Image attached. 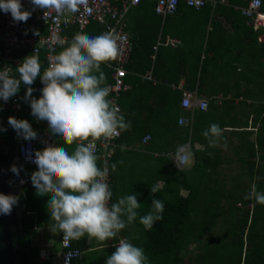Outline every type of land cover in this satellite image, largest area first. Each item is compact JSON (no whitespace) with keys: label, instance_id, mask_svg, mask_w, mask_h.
Wrapping results in <instances>:
<instances>
[{"label":"clouds","instance_id":"obj_1","mask_svg":"<svg viewBox=\"0 0 264 264\" xmlns=\"http://www.w3.org/2000/svg\"><path fill=\"white\" fill-rule=\"evenodd\" d=\"M85 2L31 0L33 10H45V19L49 9H55L61 15L66 10L78 11V5ZM22 8L21 0H0V9L10 12L16 22H26L32 14ZM118 39L112 30L97 36L78 32L69 46L50 59L43 72L39 59L34 55L26 57L15 68V74L8 67L0 70V99L7 102L16 96L23 83L27 86L25 100L30 103L32 115L38 121H47L49 132L65 145L58 147L48 143L42 150L35 151L34 158L31 152L26 154V158L38 169L31 175L36 194L49 197L46 207L52 220L50 230L53 233L62 232L64 240H79L85 236L98 241L114 239L137 219L141 207L136 195L128 194L111 202L113 191L107 182L109 167L107 162L103 167L98 166L99 157L94 151L95 141H110L121 131L131 128V122L125 120L120 108L109 99L110 88L101 70L102 64L119 55ZM38 76L44 86L37 99L32 96L34 89L31 85ZM8 123L24 140L38 138V133L27 120L9 117ZM202 135L210 147H217L223 129L212 123ZM72 145L75 147L70 152L66 146ZM120 148L125 151L126 145ZM192 159L193 151L189 143L177 146L173 161L181 171L191 165ZM116 167V163L111 165L113 171ZM11 171L19 176L15 165ZM160 189L159 181L151 185L152 197ZM249 198L264 205V191H259L255 182L245 197ZM17 203V196L0 193V214L10 215ZM164 210V202L153 198L150 211L139 216V222L145 230H151L157 221L163 220ZM106 264H149V258L143 248L121 239Z\"/></svg>","mask_w":264,"mask_h":264},{"label":"trees","instance_id":"obj_2","mask_svg":"<svg viewBox=\"0 0 264 264\" xmlns=\"http://www.w3.org/2000/svg\"><path fill=\"white\" fill-rule=\"evenodd\" d=\"M224 1L225 4L218 5L214 10H211L209 5L196 10L187 7L184 3H180L177 12L181 13L182 19L179 24L189 27L185 28L180 36H178L182 47L175 49L172 54H168L167 49H162L161 51L165 50L164 53L161 51L160 54L157 53L154 60L151 58L153 55L152 47L158 35L161 17L154 13L153 4L148 0H142L138 6L130 9L128 13L130 22L128 30L132 41V53L130 62L126 66L129 73L126 76V83H129L131 88L120 95L118 104L121 107L125 120L131 122V129L134 131L136 137L132 140L133 142H140L148 134L149 125L152 126V121L156 122L159 120L158 117H160L161 120L159 121L164 126H168L170 123L177 124L176 121L172 120L169 113L176 108H180L179 101L181 95L178 96L175 93L164 92L167 89L165 86H152L151 82L142 80L140 77L152 67L153 76L159 78L158 67L160 59H169L171 57L172 60L179 62L181 67L194 77L200 72L198 85L202 87L206 84L207 73L210 68L213 71H221L224 67H228L233 71L237 69L232 64L216 66L213 61L214 59L223 57L230 58L233 52V56L235 57L246 55L247 58L251 59L257 53L256 49L253 50V43H255L254 32L250 27L245 26V21L247 20L239 11V8L246 6L250 0ZM260 10L264 12V0H261ZM216 14L224 16L231 22V26H233L236 32L230 35V37L223 35L220 22L213 20ZM167 24L168 22L166 20L163 23V34L166 32ZM208 26L210 27L209 31L206 29ZM74 31L75 28L72 27L68 32L73 34ZM101 32V26L96 23H91L84 33L89 36H97ZM240 34L243 37H240ZM243 39L248 42V46L239 48ZM62 50H59V52ZM262 52L264 54V46L261 49ZM16 55L21 56L23 61L32 54L29 53L24 57L22 54ZM36 57L40 62L41 56ZM16 67H13V74H15ZM248 68L251 71H256L255 77H257H254L255 80L253 78V80L249 81L252 83L256 82L261 87L264 86V65L259 64L257 70H254L253 66H248ZM101 70L106 76V85H108L111 82L110 72L103 65H101ZM166 80L169 81L168 78ZM238 81V79L233 81V86H230V88L237 90L236 86ZM38 83L39 76L31 87L35 90ZM193 85L194 81H192V87ZM26 92L27 86L22 83L19 92L14 96L21 103H27L17 114V118L18 120H27L34 129L33 121L27 115V111L31 107L30 103L25 100ZM227 93L228 91H224V97L227 96ZM240 95L242 94L233 95L230 99H237ZM32 96L37 98L34 91ZM148 108L155 109V111H147L146 109ZM5 112L7 119L0 122V139H2L4 147L9 144V134L15 136L12 127L8 123L9 117H13L12 111L7 107ZM120 133L116 143L118 145L129 144L125 140L123 141L124 132L121 131ZM257 142L260 148V159L264 160V152H262L264 138H259ZM252 147L247 148L253 152ZM195 157L197 159L199 155L196 154ZM253 166L254 162L248 163L252 184L255 182L257 189L264 191V166L261 170L255 171H253ZM37 170V166L27 169L30 180L32 173ZM256 177H260L261 179L255 180ZM184 187L188 192L187 195H177L174 199L166 198L163 191H159L152 197V193H149L147 190L148 194L144 196V187L141 188V207L138 209L137 218L142 241L134 242L133 244L145 250V254L149 258V264H179L185 254L183 252L184 247L198 241L215 224L217 215L221 209L222 192L217 189H213L211 192L202 189L203 192H201V188H193L189 183L184 184ZM23 194L26 208L23 213L24 234L21 241L25 245L29 264H50L47 261H39L38 250L31 247L28 237L31 229L39 227L42 223L46 225L52 223V220L49 221L51 217L46 207L49 197L43 198L38 196L36 189L30 186L23 187ZM153 198L160 199L164 202L165 210L162 214L164 218L161 221H157L151 230H145L144 226L139 222V216H143L150 211ZM245 203L249 204L250 201L246 200ZM254 204L252 211L249 213L247 208L243 217L234 224L233 229L230 231L231 234L228 237V241L216 252L214 251L217 248L215 249L213 247L212 252L204 251V253L202 252L196 256L194 259L195 264H264V205L256 203L255 199ZM259 220H261V224L257 225ZM120 234L128 237L125 229L121 230ZM115 241V238L108 241H98L93 238L91 243H97V247L102 246L103 248L96 249L97 247H92L93 249L91 251L85 253L84 258L80 257L74 260L72 264H106L107 258L116 250L115 247L111 246ZM73 245L75 246V242H73ZM99 251L103 253H99Z\"/></svg>","mask_w":264,"mask_h":264},{"label":"built area","instance_id":"obj_3","mask_svg":"<svg viewBox=\"0 0 264 264\" xmlns=\"http://www.w3.org/2000/svg\"><path fill=\"white\" fill-rule=\"evenodd\" d=\"M142 0H86L85 3L78 5V11H65L58 15L55 9H49L47 19L44 18V9L35 8L31 0H21L23 5L22 10L30 11L32 14L26 22H16L13 20L11 13H5L0 9V70L8 67L13 73V67L18 66L22 57L16 54H22L23 57L27 54L41 56V71L43 72L48 66L52 57L59 53V50L67 47L71 43L74 35L78 32L84 33L86 28L91 23H96L102 27V33L112 30L119 39L117 45L119 55L111 61L102 64L110 72L111 82L107 85L110 88L109 99L113 100L120 108L118 99L120 95L130 89V85L126 83L125 78L129 74L126 66L130 62L132 53V41L128 30L130 9L138 6ZM153 4L154 13L164 20L167 17L173 16L178 9L180 3H184L187 7L198 10L206 5L214 10L218 5L225 4L224 0H148ZM261 0H250L244 7L239 8L241 15L247 20L253 31L264 29V12L260 10ZM74 27L75 31L70 34L68 31ZM177 41L171 38L158 37L152 47L153 53L160 46H175ZM153 59L154 56L152 55ZM142 80H152L151 75L146 73L140 76ZM43 84L39 77V83L34 90L37 99L41 96ZM8 107L12 111L13 117L17 118V114L27 105L26 102L21 103L17 98L12 97L8 101ZM181 110L188 112L187 116L179 117L177 123L179 126H190L194 120L193 114L195 110L205 111L207 101L196 96L195 92L182 91L179 101ZM27 115L32 119L34 129L38 133V138L27 141L23 137L18 136L17 132L12 128L16 144V163L19 167V179L23 181L21 187H33L32 181L27 173V169L35 167V163L26 158V154L31 152L34 158V153L37 150H42L46 144L52 143L57 146L58 137L53 136L48 130L47 121H38L33 115L32 110L27 111ZM120 136V135H119ZM119 136L114 137L110 141L98 140L94 142V151L99 157L100 166L103 167L107 162L109 173L107 182L111 186V169L110 162L114 151L119 147L116 140ZM150 140L147 134L141 140L140 144L145 145ZM86 143V142H85ZM189 143V142H187ZM190 144V143H189ZM175 159V154L173 160ZM175 169L181 171L173 161ZM184 167L182 170H184ZM112 202V201H111ZM113 203V202H112ZM121 239L126 240V237L120 233L115 237V243L111 246L115 247ZM78 240H64V235L59 236V249L54 250L51 247L38 250V257L42 262H50V264H72L82 255V250L76 248L73 242Z\"/></svg>","mask_w":264,"mask_h":264},{"label":"crops","instance_id":"obj_4","mask_svg":"<svg viewBox=\"0 0 264 264\" xmlns=\"http://www.w3.org/2000/svg\"><path fill=\"white\" fill-rule=\"evenodd\" d=\"M181 19H182V15L180 12L179 13L177 12L173 16L167 17L164 20L161 19V24L156 39L159 36L162 37L163 39L171 38L176 40L177 44L175 46L158 47L156 52L153 53L154 58L157 53L160 54V51L162 49H167V53L172 54L174 53L175 49H180L182 47V44L178 36H180L181 32H183L185 28H189V27L179 24ZM166 20L168 24L165 29L166 32L165 34H163L162 33L163 23ZM213 20L220 22L223 35L230 37V35L236 32L233 26H231V22L228 21L224 16L216 14L213 17ZM245 26L248 28L250 27L247 21H245ZM206 29L207 31H209L210 27L208 26ZM253 32L255 35V43H253V50L256 49L257 53H255V55L251 59L247 58L246 55H243L241 57H235L233 56L234 52L231 53L230 58L223 57L220 59H214L213 61L216 66H224V65L226 66V64H232L235 65L237 69L236 71H233L228 67H224L221 71H217V70L213 71L212 68H210L206 78L207 85L205 84L202 87L198 85L200 72H198L194 77L191 73L185 71L181 67L179 62H175L174 60H172L171 57L169 59L159 60L158 72H159V76L160 77L163 76V77L156 78V76H153L152 67L149 68L146 72H144V75L146 73H149L151 75L152 80H145V81L151 82L152 86L155 85L165 86V88L167 89L164 92L175 93L178 96L181 95L182 91L195 92L196 96L202 97L207 101V108L205 111L195 110L193 114L194 120L192 124L188 127L179 126L177 125L178 123L177 124L170 123L168 126L167 125L164 126L159 121L161 120L160 117H158L159 120H157L156 122L152 121V126L149 125L148 135L150 136V140L145 145H141L140 142L138 141L137 142L132 141L136 138L134 131L131 129L132 127L130 128V130L123 131L124 132L123 141L125 140V142L129 144L126 145L125 151H121L120 148L121 145L119 144V147L114 151L113 157L110 162V169L113 163H116L117 165L115 171L111 169V190L113 191V198H112L113 203L116 202L118 198L128 194L136 195L137 200L140 203L141 188L144 187V196H146L148 192L151 193L150 186L158 181L160 182L161 185L160 191H163V194H165L163 186L166 176L169 177L171 175L181 172L175 169L173 165V157L178 145L187 142H189L191 145V149L193 151V159L189 168L193 166H197V167L199 166L201 167L202 165L206 166L208 164L209 160H207V156H204L203 151L206 150V148L209 147V145L207 139L202 135V133L210 126V124H212V121H210L212 117L211 108H215L218 110L221 107L222 109L223 108L222 102L232 100L230 99V97H232L233 95L242 94L240 95V97L243 98L251 94L249 91L250 89H253V91L256 90L255 88L256 82L252 83L251 81H249V80H253V78L256 75L255 73L256 71L255 72L251 71L248 68V66H253L254 70H257L259 64L264 65V54L263 52L261 53V49L264 46V29H260L257 32L256 31ZM240 37H243V35L240 34ZM247 46H248V42L245 39H243L242 44H240L239 48H244ZM164 51L165 50L161 52L164 53ZM154 58L152 60H154ZM166 78H168L169 81H167ZM236 79H238L239 81L236 86L237 90H234V88L231 89L230 86H233V81H235ZM192 81H194L193 87H192ZM257 89H258L256 90L257 92L259 91L260 94L264 95V86L262 87L259 86V88ZM224 91H228L226 97H224ZM243 94H245L246 96ZM237 99L234 100L235 104H238ZM210 101L214 102L213 107H211ZM227 109L233 112L236 111V107L232 108V106H228ZM260 109H262V107ZM146 110L155 111V109L152 110V108L151 109L148 108ZM121 114L123 115L122 111ZM169 114L172 120L177 122L179 117L187 116L188 112L185 110H181L180 108H176L174 111H171ZM259 122H260V118L258 119V124ZM220 127L223 129V136L221 137L219 145L222 144L223 137L230 139V142L227 139V143L236 144L238 140L237 139L238 134L237 133L233 134L232 132L237 130L236 129L232 130V128L228 124L221 125ZM247 127H242V129L239 130L238 132L250 131L252 132V135L257 132L255 130L256 125L255 128L252 127L253 128L252 130H250L249 128L248 130H246ZM242 136L244 138L246 134L245 135L242 134ZM259 138L262 139V136ZM57 146L65 147L62 141L61 142L58 141ZM66 147L71 152L75 147V145L66 146ZM211 148L213 149V147ZM209 153H211V151ZM196 154L199 155L197 159L195 157ZM121 160L123 161L122 164L119 163V161ZM213 160L216 161L217 159L213 158ZM139 161L141 162L144 161L143 163L144 165L142 166L143 169L141 167H139L140 169H138L137 166H136L137 168L134 169L135 167L133 166L135 164L134 162H139ZM97 163L99 166V160L97 161ZM137 171L140 172L137 174L136 173ZM204 175L212 176V173L206 170V173ZM177 190H178V196H182L180 193V189L177 188ZM49 221H51V219H49ZM137 224H138V218L125 228V232L127 233L128 237L129 236L131 237V239L139 238ZM50 225L51 223L47 225L42 223L39 227L33 228L29 231L28 237L32 248H35L37 250H42V249L44 250L47 248V250L49 251L50 250L49 248L53 247L54 244H56V242L59 241V236L62 234V232L53 233L50 230ZM128 237L126 238L128 239ZM92 239L93 238H88L87 236H85L75 242V247L79 248L83 252L81 258H84L85 253L97 247L96 246L97 243L96 244L91 243ZM99 248H103V247L98 246L96 249Z\"/></svg>","mask_w":264,"mask_h":264},{"label":"rangeland","instance_id":"obj_5","mask_svg":"<svg viewBox=\"0 0 264 264\" xmlns=\"http://www.w3.org/2000/svg\"><path fill=\"white\" fill-rule=\"evenodd\" d=\"M255 84V88L258 90L257 88H259V85L257 83ZM249 91L251 93L249 96L237 99L238 104H235V99H232L230 101H223L222 109L221 107L218 110L211 108L212 117L210 121L220 126L228 124L232 130L236 129L237 131H233L232 133L240 135H237V143H227L228 138L223 137L222 144L213 147V149L209 146L203 151L204 156H207V160H209L206 166H193L191 168L188 166L180 173H176L169 177L166 176L163 186L166 198L174 199L175 196L178 195L177 188L180 189L181 195L185 196L187 190L184 184L186 183L191 184L193 188L199 187L201 190L205 189V191L209 192L213 189H217L223 194L220 202L221 209L217 215L214 226L207 234L200 237L198 241L184 247L183 252H185V254L179 264H195L194 259L196 256L202 252L204 253V251L212 252L213 247L215 249L217 248L214 251L216 252L228 241L231 229H233L234 224L243 217L246 209L248 208L250 213L254 208V198L245 199L252 185L248 163L254 162L253 171L261 170L264 166V160L260 159V148L257 142L259 137L262 136V138H264V95L260 94L259 91H253V89ZM213 103L214 102L210 101L211 107H213ZM228 106H232V108L236 107V111L233 112L228 110ZM261 107L262 109H260ZM259 118L260 122L258 124ZM255 125V130L257 131L254 133L255 135H252L250 131L238 132L242 127L247 126L246 130H248V128L252 130V127L255 128ZM242 134H246V136L243 138ZM228 141L230 142V139H228ZM225 144L227 147H225ZM247 147H252L253 152L249 151ZM263 150L262 152H264ZM210 151L212 153L211 156H209ZM213 158L217 160L214 161ZM134 163V169L137 167L138 169H140L139 167L143 169L142 166L144 165V161ZM206 170L212 173V176H205ZM139 172L140 171H137L136 173L138 174ZM201 192H203V190ZM246 200H249L250 203H245ZM260 224L261 220H259L257 225ZM138 225L139 224H137L139 238L131 239L129 236L128 239L126 238L127 241L131 243L142 241ZM53 247H55L54 250L56 251L59 249L58 241ZM99 253L103 252L99 251Z\"/></svg>","mask_w":264,"mask_h":264},{"label":"water","instance_id":"obj_6","mask_svg":"<svg viewBox=\"0 0 264 264\" xmlns=\"http://www.w3.org/2000/svg\"><path fill=\"white\" fill-rule=\"evenodd\" d=\"M8 103L0 99V122L7 119ZM0 139V193L18 197L10 215L0 214V264H29L26 249L21 238L24 234L23 220L25 204L19 176L11 171L16 163L17 139L9 134V144L4 147Z\"/></svg>","mask_w":264,"mask_h":264},{"label":"flooded vegetation","instance_id":"obj_7","mask_svg":"<svg viewBox=\"0 0 264 264\" xmlns=\"http://www.w3.org/2000/svg\"><path fill=\"white\" fill-rule=\"evenodd\" d=\"M8 107V106H7Z\"/></svg>","mask_w":264,"mask_h":264}]
</instances>
